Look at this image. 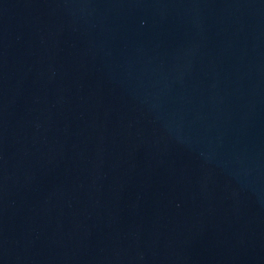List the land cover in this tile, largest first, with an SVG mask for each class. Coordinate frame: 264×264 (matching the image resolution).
<instances>
[{"label": "water", "instance_id": "obj_1", "mask_svg": "<svg viewBox=\"0 0 264 264\" xmlns=\"http://www.w3.org/2000/svg\"><path fill=\"white\" fill-rule=\"evenodd\" d=\"M0 264H264V0H0Z\"/></svg>", "mask_w": 264, "mask_h": 264}]
</instances>
